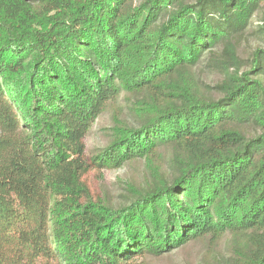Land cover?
<instances>
[{"label": "trees", "instance_id": "16d2710c", "mask_svg": "<svg viewBox=\"0 0 264 264\" xmlns=\"http://www.w3.org/2000/svg\"><path fill=\"white\" fill-rule=\"evenodd\" d=\"M109 108L130 118L87 156ZM135 162L121 203L90 199L84 176ZM193 245L264 264V0H0V264Z\"/></svg>", "mask_w": 264, "mask_h": 264}, {"label": "rangeland", "instance_id": "374dc122", "mask_svg": "<svg viewBox=\"0 0 264 264\" xmlns=\"http://www.w3.org/2000/svg\"><path fill=\"white\" fill-rule=\"evenodd\" d=\"M243 51L244 46L239 49L240 55H244ZM214 72V69L201 66L197 69V76L204 84L211 86L218 78ZM114 113H117L123 121L130 118V112L124 108H109L104 112L84 138L87 156L95 155L109 143ZM143 175V163L135 162L117 170L102 171L101 173L90 172L84 176L83 181L88 188L90 199L93 201L102 200L115 206L123 201V197L127 193V184L139 185ZM208 250L203 245H193L176 250L160 259L150 260L147 264H208L212 255L211 250ZM217 251L219 257L227 255L224 245L218 247Z\"/></svg>", "mask_w": 264, "mask_h": 264}]
</instances>
